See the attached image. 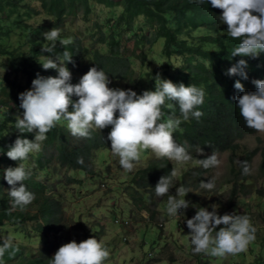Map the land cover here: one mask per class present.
Returning a JSON list of instances; mask_svg holds the SVG:
<instances>
[{"label": "trees", "instance_id": "1", "mask_svg": "<svg viewBox=\"0 0 264 264\" xmlns=\"http://www.w3.org/2000/svg\"><path fill=\"white\" fill-rule=\"evenodd\" d=\"M98 6L110 8V12L120 7L121 12L96 20L94 27L89 30L91 37L88 38V44L83 43L82 38L66 26L65 20L71 15L77 16L79 12L88 18ZM221 14V10L212 8L207 0L203 5L193 0H0V56H6L8 60L3 63L6 73L0 77V163L5 164L4 167L0 166V230L8 229V225L19 226L17 231L21 234H17L25 240L28 238L35 242L36 238L31 233L36 232L39 233L38 239L47 244L37 254L36 251L26 250L21 241L11 242V247L1 257L4 262L0 264H51L59 247L72 241L64 234L68 227L60 217L62 202L53 197L56 196L54 193L46 194L48 186L40 179V172L48 171L54 154L62 166L73 171L81 170L91 177L106 174L97 170L95 152L111 148L106 134L111 126L103 130H91L90 138H75L68 131L66 122L61 121L46 134L47 139L41 143L40 151L30 154L23 162L29 172V178L24 184L34 194L33 202L23 211L19 208L11 209L8 195L11 186L4 179L3 170L16 167L19 162L9 159L6 153L17 138L34 140V134L21 133L15 127L18 116L23 117L19 95L31 89L32 81L38 74L45 78L57 77V70H45L42 63L49 58L63 59L65 51L73 61L67 64L72 74V84L79 83L84 74L96 67L103 70L109 80H127L130 84L128 89L137 95H142L146 90L155 91L157 74L161 79L177 85L183 83L185 86L193 85L203 89L204 103L197 109L203 113L199 120L191 117L183 121L178 104L166 100L161 122L169 117L181 119L179 129L174 132V139L199 161L214 152L217 156L231 152L233 156L230 158L228 182L232 184V189L228 207H233L235 199L246 194V185L253 176L254 158L259 153L262 156L259 171L264 173V148L242 150L244 146L241 141L258 132L247 128L240 116L235 97L244 93L235 89L234 84L239 80L245 92L256 91L252 81L264 80V53L256 59L233 57L232 52L239 40L228 37L227 25L219 20ZM54 27L60 30L61 39L70 38L72 43L62 47L57 41L52 53L43 52V46H51L44 33ZM157 44L161 45L158 54L166 59V72L160 74V68L155 67L149 81L145 83L141 78L144 73H140V78L134 77L132 58L136 56L141 59V63H148V54ZM241 59L247 61L245 71L248 79L227 74ZM73 72L80 76L77 77ZM21 75L25 78L24 82L20 80ZM138 85L141 86L139 90ZM116 116H119L118 112ZM4 137L7 141H4ZM197 147L203 149V154L196 151ZM238 154L240 157L236 161L234 155ZM78 157L83 158V164L77 163ZM241 161L248 162L250 174H243L239 163ZM173 164V161L157 159L154 155L145 166L132 174L127 187L131 189L130 203L135 208L131 210L132 214L146 209L155 218L157 212L150 209L145 200L154 199L156 184L161 177L171 173ZM211 170L202 166L192 169L187 173L193 174L192 181L186 178L187 175L183 176V186L197 189L201 181L207 180L204 173H210ZM70 179L72 182H82L79 178ZM116 209L118 212L112 214V217L123 226L125 217ZM188 212L196 214L197 210L190 207L182 212V217ZM224 212V209H220L217 214L223 216ZM34 219L37 220L36 226L28 227L27 222ZM75 222L84 240L96 238L101 233L99 224L87 226L82 219H76ZM47 230L57 232L53 240H50L51 235ZM3 242L0 236V246Z\"/></svg>", "mask_w": 264, "mask_h": 264}, {"label": "clouds", "instance_id": "2", "mask_svg": "<svg viewBox=\"0 0 264 264\" xmlns=\"http://www.w3.org/2000/svg\"><path fill=\"white\" fill-rule=\"evenodd\" d=\"M193 2L203 5L205 0ZM207 3L221 10L219 20L227 25L228 37L239 40L232 52L233 57L256 59L264 53V0H207ZM44 36L51 46H43V52L52 53L57 41L62 47L72 43L70 38L61 39L60 30L56 27L45 32ZM72 62L67 51L63 53V59H47L42 63L43 68L57 70L58 76L45 78L38 74L32 81L31 89L19 95L23 117L18 116L15 127L21 133L34 134V140L17 138L6 153L9 159L19 162L16 167L3 170L4 179L11 186L8 195L12 210L19 208L23 211L33 202L35 196L24 184L29 172L23 162L30 154L40 151L41 143L47 139L46 134L61 121L66 122L68 131L75 138H90L91 130H103L111 126L107 137L111 141V152L119 158L120 166L127 172L134 169L140 162L142 152L148 150L157 159L166 158L176 165L186 164L192 159L186 148L174 139L181 119L169 117L161 122L162 108L166 100L174 101L179 106L183 121L191 117L199 120L203 113L197 109L204 103L203 89L183 83L177 85L161 79L157 74L155 91L146 90L142 95H137L132 89L110 88L108 75L96 67L84 74L79 83L72 84V74L67 67ZM247 66V61L241 59L227 74L248 79L245 71ZM252 83L256 91L245 92L244 85L239 80L235 82V89L244 93L235 97L236 106L246 127L264 134V80H253ZM196 151L203 154L202 148L197 147ZM77 163L83 164V158L78 157ZM199 163L204 169L218 168L221 160L214 152L208 158L200 159ZM239 163L243 174H250L248 162ZM176 176L177 168L174 166L171 173L161 177L154 188L157 197L167 196L166 213L169 217H175L181 209L189 207V202L184 198L186 189L183 186L176 188V195L169 194ZM214 187V179L200 182L202 189L210 191ZM212 207V211L198 208L195 216L187 220L194 254L224 258L246 252L255 241L257 231L250 218L227 211L221 216L217 214L216 205ZM125 221L129 224L131 221L130 218L123 219L126 228L128 225ZM220 225L223 227L216 231ZM10 247L11 237L0 246V257ZM109 256V251L96 238L79 243L73 240L59 247L51 264H104Z\"/></svg>", "mask_w": 264, "mask_h": 264}, {"label": "rangeland", "instance_id": "3", "mask_svg": "<svg viewBox=\"0 0 264 264\" xmlns=\"http://www.w3.org/2000/svg\"><path fill=\"white\" fill-rule=\"evenodd\" d=\"M109 9L98 6L88 18L84 17L82 12H79L77 16L71 15L65 20L66 26L70 28L72 33L78 34L83 43L88 44V38L91 37L89 30L94 27L96 20H103L105 17L121 12L120 7H116L111 12ZM160 50V44L154 46V49L148 54V63H141V59L136 56L132 58L134 77L140 78V73H144L141 78L147 83L155 67L160 68V74L166 72L164 71L166 70L164 68L166 59L160 57L158 54ZM150 61L151 63H149ZM7 62L6 56H0V77L6 73L3 63ZM73 74L77 77L80 76L74 72ZM20 80L24 82L23 75L20 76ZM110 81V87L114 89L128 90L130 87L127 80ZM140 88L141 86L138 85L137 89ZM1 95L0 93V97ZM110 131L106 132L107 136ZM4 141H7L6 137H4ZM241 145L244 146L242 150L245 151L256 147L262 149L264 148V134L248 135L241 141ZM49 152L51 153V150ZM152 156L154 154L150 150L142 152L140 162L135 165L131 172H127L120 166L119 158L112 154L111 148H102L95 152V165L97 170L106 172V174L101 177H91L82 173L81 170L73 171L62 166L54 154L49 162L48 171L40 172V179L48 186L46 194L54 193L56 196L53 197L63 204L60 217L62 216V221L68 227L64 234L70 237L72 241L75 240L79 243L84 240V237L80 227L76 226V219H82L87 226L101 225V233L96 238L110 253L104 264H264V173L261 174L259 171L262 160L260 153L254 158L253 176L246 185V194L236 198L235 205L231 208L228 207L232 189V184L228 182L230 158L233 156L231 152L218 154V158L221 160L220 166L212 168L210 173H204V176L207 177L204 182L214 179L215 187L210 191L200 188V185L197 186V189L192 186H183V176H186L192 169L196 170L202 166L199 160L191 155L192 159L186 164L176 165L173 162V166L177 168V176L173 180L170 195H176V188L183 186L186 189L184 198L189 202L188 209L190 207L193 210L206 208L212 211V206L216 205L217 212L224 209L231 214L247 215L257 229L256 239L249 245L246 252L224 258L194 254L187 220L193 218L195 214L188 212L185 217H182L181 214L169 217L166 213L167 196L161 198L155 195L153 200H145L150 209L157 212L155 218H152L146 209L140 210L139 213L136 210V213H131V210L135 208L130 203L131 189L127 187L132 174L138 168L145 166ZM234 156L236 161L239 160V154ZM0 166L4 167L5 164L0 163ZM74 177L81 179L82 182H72L70 178ZM191 177L193 174L186 176L192 181ZM260 189L262 192H259ZM115 205L123 213L122 217L130 218L131 222L128 227L125 228L116 223V219H113L112 214L118 212L116 208H113ZM113 209L114 213H112ZM36 223L37 220L34 219L27 222V226H36ZM8 227V229L0 230V236L3 240L11 237V242L21 241L26 250L36 251L37 254L44 247H47L44 241L38 239L39 233H31V236L36 238V241L33 242L28 238L25 240L22 235H19L21 234L20 231H17L19 226L8 225ZM221 227L223 225L218 226L216 231H219ZM47 231L51 235L50 240H53L57 232ZM0 262H4L1 257Z\"/></svg>", "mask_w": 264, "mask_h": 264}, {"label": "built area", "instance_id": "4", "mask_svg": "<svg viewBox=\"0 0 264 264\" xmlns=\"http://www.w3.org/2000/svg\"><path fill=\"white\" fill-rule=\"evenodd\" d=\"M184 210H185V209H181V210H180V214H181V216H182V212H183ZM125 224L129 225V222H128V221H125Z\"/></svg>", "mask_w": 264, "mask_h": 264}]
</instances>
